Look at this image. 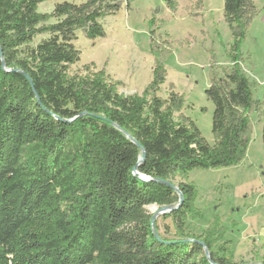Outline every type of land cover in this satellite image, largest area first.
I'll use <instances>...</instances> for the list:
<instances>
[{
    "label": "trees",
    "instance_id": "trees-1",
    "mask_svg": "<svg viewBox=\"0 0 264 264\" xmlns=\"http://www.w3.org/2000/svg\"><path fill=\"white\" fill-rule=\"evenodd\" d=\"M49 1L0 0V264H232L224 244L214 250L225 237L220 227L185 236L187 219L200 216L196 188L177 185L179 206L180 194L162 182L246 159L252 115L264 119V100L260 111L241 68L258 14L253 1L223 0L232 68L210 71L212 145L190 118H175L182 96H158L168 52L153 31V78L141 95L119 94L103 72L69 77L81 60L79 35L104 39L103 20L134 0L63 2L39 12ZM163 1L177 9L176 0ZM154 205L176 208L165 218L178 238H156L146 210Z\"/></svg>",
    "mask_w": 264,
    "mask_h": 264
},
{
    "label": "rangeland",
    "instance_id": "rangeland-1",
    "mask_svg": "<svg viewBox=\"0 0 264 264\" xmlns=\"http://www.w3.org/2000/svg\"><path fill=\"white\" fill-rule=\"evenodd\" d=\"M124 1V0H123ZM258 14L250 26L243 45V73L253 86L259 110L264 100V0H252ZM63 2L80 4L84 0H53L39 6V12L51 13ZM170 10L163 0H134L131 9L103 20L106 37L94 42L79 35L75 47L81 60L72 66L69 77H86L103 72L108 83L123 96L141 95L151 83L155 56L150 46V32L165 47L166 83L158 96L167 99L176 92L185 100L175 118H190L203 138L214 144L212 114L214 107L205 91L210 86V71L222 75L232 63L228 52L232 36L224 20L223 0H176ZM154 21L153 27L150 23ZM40 38L36 41V43ZM252 141L246 159L238 167L196 170L188 177L178 175L172 183L192 184L197 190L195 208L198 218L189 217L185 236H205L215 226L225 237L214 250L226 246L232 264H262L264 261V119L253 114ZM154 215L155 206L146 208ZM219 219L217 225L215 219ZM159 234L178 238L171 218L156 220ZM216 227V228H217Z\"/></svg>",
    "mask_w": 264,
    "mask_h": 264
},
{
    "label": "water",
    "instance_id": "water-1",
    "mask_svg": "<svg viewBox=\"0 0 264 264\" xmlns=\"http://www.w3.org/2000/svg\"><path fill=\"white\" fill-rule=\"evenodd\" d=\"M144 179L147 180V178H145V177H144ZM162 183H164V184H166L168 186H171L172 188H174L180 194V203H179V206H180L183 203V195L179 192V189L177 188V186H175L172 182H162ZM154 206L157 207L159 210H158V212L156 214L153 215V217L151 219V225L153 227V231H154V234H155L156 238L158 240H161L160 234L155 230L156 220L161 215L170 214L176 208L175 207H161V208H159L156 205H154ZM191 241H194V240H187L185 242H191ZM195 242H197V241H195ZM198 243L204 248L206 256L208 258H210V253L207 250V248L205 247V244L203 242H198Z\"/></svg>",
    "mask_w": 264,
    "mask_h": 264
}]
</instances>
